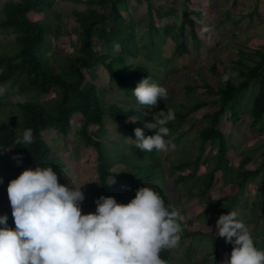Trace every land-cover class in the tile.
Wrapping results in <instances>:
<instances>
[{
  "label": "trees",
  "instance_id": "16d2710c",
  "mask_svg": "<svg viewBox=\"0 0 264 264\" xmlns=\"http://www.w3.org/2000/svg\"><path fill=\"white\" fill-rule=\"evenodd\" d=\"M55 2L10 0L1 8L0 33L12 31L17 35L16 51L13 54L0 52V87L8 86L2 98L17 89L16 95H27L30 101L16 105L10 122L0 121V154L11 150L16 163L15 176L0 180V199L10 202V211L0 219V244L7 243L0 254L14 253L15 262L0 259V264H71L68 243L56 240L55 225L64 218V208H48L50 199L61 201L65 196L67 166L53 152L44 132L52 130L66 140L76 116L80 117L77 133L81 141L97 153L98 181L91 205L97 206L103 214V221L94 233L84 231L87 232L84 239L91 244L84 254L83 250L80 252L82 264H190L195 255L194 244L173 256L172 249L174 251L183 234L188 232L172 219L171 191L162 185L159 172L163 164L159 146L168 141V133L177 131L187 111L178 113L161 108L160 112L163 110L169 118L163 120L159 113L158 125L143 112V107L153 105L149 91L155 86L154 79L159 81V78L148 66L129 62L141 54L133 21L123 15L124 10H129V0H87L89 8L72 12L81 31L80 50L65 56L63 72H58L45 54V48L51 46L47 38L49 30L36 18L47 15ZM146 2L150 14L147 37H143L148 42L143 48L148 59L157 58L162 64L172 60L163 59L162 46L168 38L176 42L173 57L189 52L188 35L193 47L198 48L197 22L187 15L186 3L190 0H184L182 9L173 5L166 10L162 9L164 7L156 9L153 0ZM152 11L159 19H167L164 28L156 25ZM191 13L198 18L201 16L198 11ZM256 57L252 66L238 62L237 70L243 77L239 83L227 79L216 89L205 84L207 91L218 95L219 99L196 103V107H209L210 111L203 118L206 125L197 133L196 159L175 166L177 170H188L175 180L176 185L196 178L208 144L217 143L218 149L213 158L214 170L206 177L200 191L202 197L212 188L216 172H231L228 138L219 129L224 117L236 124L248 113L253 134L264 135V51H258ZM99 67L105 70L109 83L128 99L131 107L107 103L99 94L98 86L88 81L86 71L95 79ZM54 91L59 94L57 102L39 100L40 96ZM3 104L5 102H0ZM105 117L117 127L122 140L130 137L131 143L124 145L128 153L109 156L105 151ZM94 126L96 130L91 131L90 127ZM182 138L178 135L172 142L181 143ZM119 164H124L130 172H112ZM111 176L125 183L130 193L122 192L119 186L110 189ZM228 178L236 182L239 193L208 201L209 209L217 213L215 229L211 232L216 250L197 264H220L219 241L229 226L230 214L241 206L240 197L248 183L260 179L254 202L264 204V152L257 169L244 170L235 179ZM36 188L39 191L35 194ZM187 192L191 195L192 188ZM182 198L178 195L179 200ZM256 217L261 219L258 213ZM254 250L257 259L264 264V237Z\"/></svg>",
  "mask_w": 264,
  "mask_h": 264
},
{
  "label": "rangeland",
  "instance_id": "374dc122",
  "mask_svg": "<svg viewBox=\"0 0 264 264\" xmlns=\"http://www.w3.org/2000/svg\"><path fill=\"white\" fill-rule=\"evenodd\" d=\"M7 1L10 0H0V18L1 8ZM86 1L56 0L54 8L47 15L36 17L40 18L49 30L47 38L52 47L47 46L45 54L50 63L57 67L58 72L65 66L64 57L77 54L80 50L81 31L72 12H83L89 8ZM183 2L184 0H153V6L156 9L164 7L162 9L166 10L174 5L182 9ZM186 4L187 15L197 22L195 31L200 44L198 48L193 47V40L188 35L186 44L189 52L173 57L176 42L172 38L166 39L162 46L163 59L172 60L165 64L158 63L157 58L151 60L144 55L147 51L143 46L148 41L143 37H147L150 14L146 0H129V10H124L123 15L128 21H133L141 52L138 59L129 61L130 64L142 63L152 69L159 78V81L154 79L155 86L149 91L153 105L151 108L143 107V112L149 115L150 121L158 125L159 113L163 120L167 121L169 118L163 110L160 112L161 108L178 113L187 111V117L177 131L172 130L168 133V141L159 146V156L163 162L159 172L162 176V185L171 191L172 219L178 227L188 232L187 235L183 234L174 251L172 249L173 256L179 254L182 248L194 244L195 255L190 264H197L204 256L216 250L211 241V232L215 229L217 213L209 209L208 201H219L239 193L236 182L230 181L228 177L235 179L240 172L254 170L260 166L263 161L264 135L253 134L250 128L252 118L248 113L243 114L236 124H232L226 117L223 118L219 129L228 138L231 172L226 174L224 171L216 172L213 186L204 197L200 191L204 187L206 177L214 170L213 158L217 153V143L206 146L196 178L176 185L175 180L180 175H186L188 170L187 168L177 170L175 166L182 161H194L198 155L197 133L206 125L203 118L210 110L209 107H196V103L199 101L209 103L219 99L218 95L207 91L205 84L216 89L223 86L227 79L235 84L239 83L243 77L237 70L238 62L252 66L258 59L256 53L264 51V0H190ZM191 11H198L201 16L198 18ZM152 14L156 25L164 28L167 19H159L154 11ZM156 37L158 40V36ZM16 39L17 35L12 31L1 32L0 52L13 54L16 51ZM86 73L88 81L98 86L99 94L105 97L107 103H117L128 108L132 106L128 99L117 91L114 84L109 83L102 67L96 70L95 79H91L89 70ZM110 87L112 89L109 91ZM187 87L191 89L188 91ZM7 90L8 86L0 87V102H5L0 105V121L10 122L16 105L30 101V98L27 95H16L17 89H14L3 99L2 95ZM58 99L59 94L56 91L39 98L42 102L50 104L57 102ZM104 124L107 134L103 142L107 154L110 156L112 153L119 155L127 152L124 145L131 143L130 137L125 136L122 140L119 130L107 117ZM79 128L80 117L76 116L68 139L65 140L52 130L44 132V138L51 145L53 152H56L67 166L65 177L68 186L65 189V196L61 201L50 199L48 208L59 210L64 208V218L55 225L58 230L56 240L68 243L71 264H82L80 252L83 250L84 254L87 245L91 244V241L84 239L85 234L94 233L103 221L102 212L97 206L91 205L95 197V184L98 181L97 153L93 148L83 144L77 133ZM96 128L90 127L91 131ZM178 135H182V142L175 144L172 141ZM111 171L130 172L124 164L115 166ZM15 173L13 153L11 150H5L0 154V180L11 179ZM259 181L260 179L247 184L244 195L240 197L241 206L230 214L229 226L217 248L220 264H263L257 259L254 250L264 237V204L254 202ZM118 186L122 192L130 193L125 183L111 176L108 179V187L115 189ZM190 188L191 195L187 192ZM37 191L39 190L36 188L35 194ZM178 195L183 198L179 200ZM9 206L10 202L0 199V219L7 216ZM257 213L261 219H257ZM245 221L247 224L243 227ZM5 245L7 243L4 241L0 244L1 251L5 249ZM14 252L16 254V251ZM14 256V253H2L0 259L14 263ZM210 259L212 260V257Z\"/></svg>",
  "mask_w": 264,
  "mask_h": 264
}]
</instances>
